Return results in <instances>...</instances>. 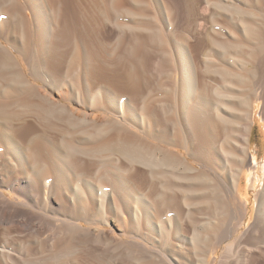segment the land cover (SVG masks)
Masks as SVG:
<instances>
[{
    "label": "bare ground",
    "instance_id": "6f19581e",
    "mask_svg": "<svg viewBox=\"0 0 264 264\" xmlns=\"http://www.w3.org/2000/svg\"><path fill=\"white\" fill-rule=\"evenodd\" d=\"M258 103L264 0H0V264H264Z\"/></svg>",
    "mask_w": 264,
    "mask_h": 264
},
{
    "label": "rangeland",
    "instance_id": "374dc122",
    "mask_svg": "<svg viewBox=\"0 0 264 264\" xmlns=\"http://www.w3.org/2000/svg\"><path fill=\"white\" fill-rule=\"evenodd\" d=\"M260 110H261V104L258 103L255 109L256 122L252 135V152L254 157L253 162L257 164L259 167L264 162V116L260 114ZM240 193L242 200H245L244 197L246 196L249 197V195L254 193V191L251 190V185L249 180L247 179L246 173L244 174L241 183ZM250 221L251 219L247 217L244 222V227H247ZM222 250L223 248H220L219 254L222 252Z\"/></svg>",
    "mask_w": 264,
    "mask_h": 264
}]
</instances>
